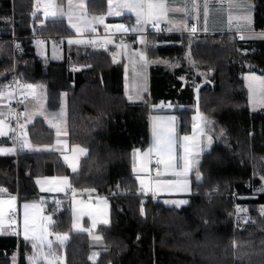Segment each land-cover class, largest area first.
I'll return each instance as SVG.
<instances>
[{"label": "trees", "instance_id": "obj_1", "mask_svg": "<svg viewBox=\"0 0 264 264\" xmlns=\"http://www.w3.org/2000/svg\"><path fill=\"white\" fill-rule=\"evenodd\" d=\"M250 1L254 6L253 28L264 31V0ZM33 2L0 0V17L8 16L3 24L10 26L13 19L15 34L20 37L70 35L65 21L60 19L34 27ZM88 9L92 13L105 12V0H89ZM10 35L0 40H9ZM157 38L170 44L149 45V59L166 60L173 66L157 64L150 68L153 103L159 99L180 104L193 102L196 83L188 63L189 53L197 67L210 76V82L199 91L200 111L211 130L221 132L201 158L200 179H192L186 205L175 208L161 202L152 204L149 198L142 202L144 197L136 191L130 155L149 145L148 103L129 104L123 90V63L114 64L107 52L90 49L71 54L74 61L90 68L64 76L69 142L88 150L78 171L70 173L56 154L43 150L25 151L18 157L0 156V187L18 194L22 200H32L40 196L36 177L66 175L75 189L92 188L108 196L110 224L96 231L104 246L96 263L90 260L93 248L89 236L71 229L72 214L67 203L60 211L48 205L55 212L52 230L68 236L64 246L66 264H264V224H249L237 231L230 216L233 200L225 196L233 191L248 195L250 186L255 188L260 183L259 175L264 177V112L249 109L247 89L238 77V62L250 63L253 72L264 75V40L254 41L252 49L243 54L247 47L234 35L191 38L181 33ZM8 48L0 50V84L13 72L11 45L9 56L3 55ZM24 61L18 73L25 82H47L46 66L33 55L28 42ZM48 105L50 109L60 107L57 87L49 85ZM182 130L186 131L185 125ZM29 135L37 145L50 143L54 138L40 119L29 127ZM118 183L132 194L114 195ZM240 202L249 203V209L255 211L256 206L264 205V193ZM34 252L30 241L0 235V264H12L13 253L17 254V264H30L29 257Z\"/></svg>", "mask_w": 264, "mask_h": 264}, {"label": "crops", "instance_id": "obj_2", "mask_svg": "<svg viewBox=\"0 0 264 264\" xmlns=\"http://www.w3.org/2000/svg\"><path fill=\"white\" fill-rule=\"evenodd\" d=\"M166 1L146 0V3H163L164 5ZM88 2L89 0H71V4H69V0H62V2L61 0H34L33 2L31 17L35 23L34 27H42L48 20L60 19L65 21L70 35L59 38L61 46H53V37L34 36L32 41H28L33 55L44 62L48 79L46 83L25 82L21 94V106L24 110L23 127L29 133V127L40 119L53 132L54 138L50 143L43 145L34 144L29 139L26 141V147L21 153L39 150L50 152L60 158L70 173L78 171L80 162L87 156L88 150L83 146L72 145L69 142L67 82L64 76L67 72L74 73L90 68L89 65L74 61L72 59L73 55H71L72 52H82L85 49L105 51L110 55L114 64L123 63V90L128 103L137 105L147 102L150 111L149 145L144 150H133L130 155L132 174L137 187L136 191L138 195L144 197L142 202L145 201L146 197L153 195L165 206H173L168 204L183 196L176 189L179 187L180 179H177L175 173H167L172 170L166 160L165 145L164 143L162 145V142L159 143L158 136L163 134V138L169 137L168 139L172 141V145L177 147H175L177 154L173 158L176 159L177 163L180 160L185 162L184 171L187 175H192L194 168H192V162L195 153H200L203 156L213 146L212 137L206 132V119L199 109V91L201 87L194 88V97L191 104H180L170 99H159L156 103L152 101L150 68L157 64L171 66V63L161 59L156 62L151 61L148 55V46H166L170 43L165 39L157 38L161 35L153 33L147 36L145 33L163 29L167 31V34L162 36L180 34L174 27L172 29L167 27V23L172 24L175 22L174 17H170L164 7H153L151 9L145 7L143 13L144 25L143 27H136V23L131 16L108 14V11H111V13L113 11L110 7L112 0H105L106 10L103 13L89 12ZM53 12L56 15H52ZM46 13L48 14L46 15ZM13 15L14 10L12 9V18ZM97 21L100 24L91 26V23ZM156 23L161 24V26L155 27L154 24ZM119 25H123L124 28H118ZM0 29H9V34L15 33L13 19L10 26L0 24ZM124 29H127V31ZM132 29L136 30L133 31ZM128 32L134 35L128 37L125 43H120L117 34ZM149 37H151V41ZM155 38L158 40H154ZM10 45V40H0V50L7 49L9 46L8 52L3 55L9 56ZM62 63H65L64 67L60 66ZM179 79L182 80L183 78ZM28 85L32 87H28ZM49 85L59 89L60 107L58 109H50L48 105ZM69 86H73V83H69ZM7 114V104L0 96V133H3L0 134V156L18 157L13 139V130L6 123ZM154 119L159 120L155 125L156 120L154 121ZM166 119H168L169 124H167V127L162 128L161 121L167 123L165 122ZM184 125L186 131L182 130ZM152 156L158 157L161 165L159 171H150ZM180 167L181 165H179V168L175 166L177 173ZM35 184L40 196L32 200H22L18 194L0 187V235H12L30 241L35 250L29 257L30 264H66L64 246L67 243L68 236L52 230L55 222V212L50 210L48 205H51L52 209L55 206L45 196L70 194L67 206H69L72 214L71 229L74 233H85L89 236L93 247L90 260L92 263H96L101 249L94 248V244L102 241L101 235L96 231L99 227L110 224L111 203L108 196L100 194L92 188L77 190L71 185L69 177L66 175L47 174L36 177ZM190 194H185L183 197L188 200L186 197ZM54 209L56 211L62 210L56 207ZM10 212H14L18 218L17 232L10 230L11 226L16 224L8 219ZM38 243L46 249V256L41 255L37 246ZM11 260L12 264L18 263L16 253H13Z\"/></svg>", "mask_w": 264, "mask_h": 264}, {"label": "rangeland", "instance_id": "obj_3", "mask_svg": "<svg viewBox=\"0 0 264 264\" xmlns=\"http://www.w3.org/2000/svg\"><path fill=\"white\" fill-rule=\"evenodd\" d=\"M128 0H112L111 11H108V14H117L131 16L133 21L136 23V27H143L144 20L143 14L139 16L137 15V11L129 10L126 7H118V5H123L127 3ZM109 7V8H110ZM108 8V9H109ZM164 8L166 9L168 15L170 17H174L175 22L172 24L167 23V27L171 29L174 27L178 33H186L189 30H195L200 32L203 35H212V36H223V35H234L235 38H238L243 42V46L247 47L243 49V54L248 53L249 49L254 46L256 41L264 40V31H256L253 28V12L254 6L250 0H167L164 2ZM145 11V9H144ZM144 13V12H143ZM169 17V16H168ZM4 18V19H2ZM6 17H0V24L4 23ZM11 19V18H10ZM95 24H100L99 21L91 23V26ZM195 24V26H192ZM153 26V24H151ZM155 27H160L161 24H154ZM151 26V27H152ZM206 32V33H205ZM9 33V29L2 30L0 29V37H4ZM255 41V42H254ZM146 45V42H145ZM53 46H56L53 44ZM78 58V57H77ZM188 63L192 66L193 70V81L196 83V87H202L210 82L209 74L203 73L197 65L193 62L189 53H187ZM152 63V62H151ZM165 63V62H164ZM172 65V64H171ZM240 66V72L238 73V77L244 81V85L248 92V105L251 111H263L264 112V75L257 74L253 72V67L250 63L238 62ZM151 66V65H150ZM173 66V65H172ZM198 78V79H197ZM209 79V80H207ZM199 80V81H198ZM207 80V82H205ZM25 86V85H24ZM23 91V89H22ZM22 94V92H21ZM22 96V95H21ZM22 98V97H21ZM23 109V108H22ZM200 109V107H199ZM24 112V110H23ZM154 125L159 122L158 119H154ZM161 121V120H160ZM151 122V116H150ZM167 123H162V128L167 127L169 124L168 119L165 120ZM206 132L212 137L213 145L216 139L221 135L219 133H214L209 127L207 121L205 124ZM26 130V129H24ZM158 141L163 145H165V155L167 156V163L169 168L172 170L171 172H167L168 174L175 173L177 175V179H180L178 184L177 191L180 194H190L191 193V184L192 179L199 180L200 174L198 173V167L201 162L202 154L195 153L193 156L192 162V175H187L184 171V161L179 163L174 160L173 157L176 156L175 145H172V141L169 140V137H164L163 134L158 136ZM177 148V147H176ZM183 153V152H182ZM181 165L179 172H176V168H179ZM179 174V176H178ZM260 183H258L257 187L250 186V190L252 192L248 195L246 194H238L236 191H233L230 195H225L226 197H230L233 200V209L230 213L233 220V227L235 229H242L249 224H264V205L256 206L255 211H251L249 209V203L240 202V200H247L251 198H256L259 194L264 193V177L260 176ZM249 188V187H248ZM179 197L175 199L171 204L175 207L180 208L188 203V200L185 197ZM188 198V197H186ZM187 200V201H185ZM141 212L144 214V207L141 206ZM17 216L13 217L11 222H14L15 225H12L10 230L12 232H17ZM14 226V227H13ZM14 228V230H12ZM65 237V236H64ZM41 244H37L39 247V251L42 256H46V249L40 246ZM233 251L236 255L237 244L235 240L232 243ZM93 248V247H92ZM94 248L103 249V242H95ZM95 249V251H96ZM93 251V250H92ZM101 252V251H100Z\"/></svg>", "mask_w": 264, "mask_h": 264}, {"label": "built area", "instance_id": "obj_4", "mask_svg": "<svg viewBox=\"0 0 264 264\" xmlns=\"http://www.w3.org/2000/svg\"><path fill=\"white\" fill-rule=\"evenodd\" d=\"M192 26H195V24H192ZM156 34V35H163L167 34L166 30H153L152 32L148 31L145 34L147 36H150V34ZM188 36L191 38H198L200 32H197L195 30H189L186 32ZM134 34L128 33H119L117 36L119 37L120 43H125L126 39L130 36H133ZM34 36L30 37H20L17 36L15 33H11L10 35V41L12 45V55L11 60L13 63V72L9 75L8 79L2 83L0 86V96L5 100L7 104L8 114H7V125L12 128L13 130V139L14 144L16 148V155L19 156L22 152V150L26 147V141L30 139V135L27 130H24V112L21 106L22 98H21V92L24 88L25 81L23 80V77L18 73V67H23L25 65L24 56L27 52V42L32 41ZM53 42L52 44L56 46H61V41L58 37L52 38ZM151 163H150V171H159L161 168L160 162L158 161L157 156L151 157ZM252 192V191H251ZM114 195L119 196H129L132 194L131 190L121 184H116L113 189ZM53 206L56 208L62 209L64 207V204L68 202L70 198V194L67 195H48L45 196ZM151 201L152 204L159 203V200L153 196L150 195L145 198L146 200ZM16 216L14 212H10L8 214V219L13 220V217ZM14 227V226H13ZM14 230V228H12Z\"/></svg>", "mask_w": 264, "mask_h": 264}, {"label": "snow or ice", "instance_id": "obj_5", "mask_svg": "<svg viewBox=\"0 0 264 264\" xmlns=\"http://www.w3.org/2000/svg\"><path fill=\"white\" fill-rule=\"evenodd\" d=\"M62 2V0H61ZM69 4H71V0H69ZM118 7H126L127 9L129 10H133V11H137V15H138V18L140 15L143 14L144 12V9L145 7L151 9L153 7H160V8H163L164 5L163 3H160V4H152V3H146V0H128L127 3L123 4V5H118ZM48 13H46L47 15ZM52 15H56L55 12L51 13ZM117 14H120V13H117ZM118 28H121L123 29L124 26L123 25H119L117 26ZM125 31H127V29H124ZM133 31H135L136 29H132ZM70 43H72V41H70ZM28 87H32L31 85H28ZM0 134H3V133H0ZM185 139H187V137H185ZM27 207V205H26Z\"/></svg>", "mask_w": 264, "mask_h": 264}]
</instances>
